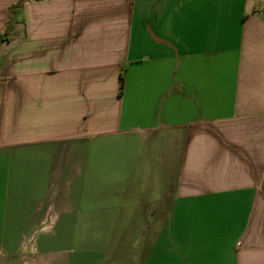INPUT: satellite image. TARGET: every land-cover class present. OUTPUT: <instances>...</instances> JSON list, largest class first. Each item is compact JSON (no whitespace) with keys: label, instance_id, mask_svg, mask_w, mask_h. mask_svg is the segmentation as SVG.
Listing matches in <instances>:
<instances>
[{"label":"crops","instance_id":"obj_1","mask_svg":"<svg viewBox=\"0 0 264 264\" xmlns=\"http://www.w3.org/2000/svg\"><path fill=\"white\" fill-rule=\"evenodd\" d=\"M4 33L0 264H264V0H0Z\"/></svg>","mask_w":264,"mask_h":264},{"label":"rangeland","instance_id":"obj_2","mask_svg":"<svg viewBox=\"0 0 264 264\" xmlns=\"http://www.w3.org/2000/svg\"><path fill=\"white\" fill-rule=\"evenodd\" d=\"M128 247L133 248V242L134 239L127 240ZM63 249L62 254L60 256H57V259H60L61 264H103L105 263V235H103L101 232H98V234H95V237L92 241H90L88 248L91 249L92 252H94L96 255L93 257H86L84 255H81L80 253L76 254L77 250H80V248H76L75 245L71 247L69 246V242L65 241L62 243V246L59 245ZM67 247V248H66ZM77 249V250H76ZM78 252V251H77ZM18 263H22L25 261L26 264H31V255L28 256L25 255L24 258L19 256ZM126 260H129L130 257L127 254L125 257Z\"/></svg>","mask_w":264,"mask_h":264},{"label":"trees","instance_id":"obj_3","mask_svg":"<svg viewBox=\"0 0 264 264\" xmlns=\"http://www.w3.org/2000/svg\"><path fill=\"white\" fill-rule=\"evenodd\" d=\"M7 34H0V44L2 42H5L7 40ZM125 80H126V72L123 71L120 75V89H119V94L122 95L123 90H124V86H125Z\"/></svg>","mask_w":264,"mask_h":264}]
</instances>
